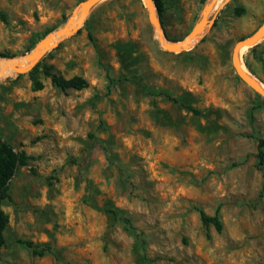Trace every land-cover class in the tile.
I'll list each match as a JSON object with an SVG mask.
<instances>
[{
  "label": "rangeland",
  "instance_id": "374dc122",
  "mask_svg": "<svg viewBox=\"0 0 264 264\" xmlns=\"http://www.w3.org/2000/svg\"><path fill=\"white\" fill-rule=\"evenodd\" d=\"M83 1L0 0V59L30 54ZM164 2L163 31L180 41L209 0ZM263 26L264 0H230L176 54L141 0H104L33 76L0 79V137L27 158L2 203L0 264H264V98L232 66ZM242 59L264 84V40ZM45 69L88 85L64 91Z\"/></svg>",
  "mask_w": 264,
  "mask_h": 264
},
{
  "label": "water",
  "instance_id": "95a60500",
  "mask_svg": "<svg viewBox=\"0 0 264 264\" xmlns=\"http://www.w3.org/2000/svg\"><path fill=\"white\" fill-rule=\"evenodd\" d=\"M103 1L104 0H84L80 5H78L75 8V10L73 11V15L70 17L67 24L63 28L54 31L48 36H46L42 41L39 42V44L30 54L23 56V60L25 62L24 64L20 66H13V61L15 59L14 58L9 59L4 69L0 71V77L3 76L4 72L7 69L14 70L16 74H21L31 71L47 54V52L55 49L65 38L75 34L78 28L81 26V24L85 21L89 13ZM141 1L144 3L146 9L148 10L149 21L152 24L157 34L158 42L162 47V49L168 52L181 54L183 52H189L190 50H192L197 45L194 44V41H196L197 38L199 39V41L203 39L204 32L207 29H210L214 25L220 9L230 0H226L223 3V5L218 10H216V12H214L211 19H209V16L212 14L213 8L218 0H209V2L206 4V6L203 9L201 20L195 25L193 30L184 39L180 41H171L166 36L165 32L163 31L157 13L155 2L153 0H141ZM79 12L81 13V15H85V17L82 22H80L77 26H75L73 25L72 21ZM262 40H264V26L249 38L238 41L233 47V51H232V66L236 74L239 76V78L247 86H249L252 90H254L258 95L264 98V91L261 90L259 86L255 83V80H253V78L256 80L258 79L254 77L248 69L246 70L251 74L253 78L245 74L243 69H241L238 60L239 52L241 48L243 47H247V49L253 48L259 43H261Z\"/></svg>",
  "mask_w": 264,
  "mask_h": 264
},
{
  "label": "trees",
  "instance_id": "16d2710c",
  "mask_svg": "<svg viewBox=\"0 0 264 264\" xmlns=\"http://www.w3.org/2000/svg\"><path fill=\"white\" fill-rule=\"evenodd\" d=\"M155 2L157 13L159 18L161 19L164 11H165V2L164 0H153ZM237 15H242L244 10L242 8L237 10ZM89 38L92 41V35L89 34ZM6 57V56H2ZM42 61V60H41ZM41 61L33 68L30 72V75L33 76L41 66ZM248 69H250L248 67ZM44 74L50 76L52 78L53 83L59 87L60 89L66 91L69 89L72 90H82L83 88L87 87V82L79 77L66 80L63 77L54 74L49 69H45ZM34 78V77H33ZM43 88L41 82H37L34 79V89L40 90ZM258 158H259V166L264 165V141L260 140L258 146ZM27 165V158L23 153H19L15 150V148L5 141L2 137H0V250L5 247L6 240L4 233L9 225V216L4 212L2 209V203L5 200H10L9 194V186L21 167ZM201 220L205 226L213 225L217 231H221L222 224L219 219L218 212L215 216H208L203 211L200 212ZM126 223H130L129 219H125ZM20 243L25 244L29 248L33 250V253L37 256H44L46 252H49L51 248L46 246L45 248H41L38 245H35L33 242L30 241H21Z\"/></svg>",
  "mask_w": 264,
  "mask_h": 264
},
{
  "label": "bare ground",
  "instance_id": "6f19581e",
  "mask_svg": "<svg viewBox=\"0 0 264 264\" xmlns=\"http://www.w3.org/2000/svg\"><path fill=\"white\" fill-rule=\"evenodd\" d=\"M225 0H218L217 3L215 4L214 8H213V11H215ZM219 9V8H218ZM85 15H81V13L79 12L73 19L72 23L73 25L77 26L80 22L83 21ZM199 41V39L197 38L196 41H194V44H197ZM247 50V47H243L241 48L240 52H239V65L241 67V69H243V71L245 72V74H247L248 76H251V74L246 70L245 66H244V63H243V56L245 54ZM9 60L8 59H0V71L4 69L5 65L7 64ZM24 60H23V57L21 58H17L13 61V66H20L22 64H24ZM16 74V72L12 69H7L3 76L0 77V79H3L5 77H9V76H14ZM252 77V76H251ZM253 78V77H252ZM255 80V83L259 86V88L261 90L264 91V85L259 82L258 80L254 79Z\"/></svg>",
  "mask_w": 264,
  "mask_h": 264
}]
</instances>
